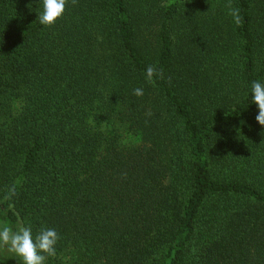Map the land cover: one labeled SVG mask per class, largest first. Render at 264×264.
<instances>
[{"label":"trees","instance_id":"trees-1","mask_svg":"<svg viewBox=\"0 0 264 264\" xmlns=\"http://www.w3.org/2000/svg\"><path fill=\"white\" fill-rule=\"evenodd\" d=\"M230 2L239 26L229 0H68L52 26L0 0V227L55 229L45 264H264V0Z\"/></svg>","mask_w":264,"mask_h":264},{"label":"clouds","instance_id":"clouds-1","mask_svg":"<svg viewBox=\"0 0 264 264\" xmlns=\"http://www.w3.org/2000/svg\"><path fill=\"white\" fill-rule=\"evenodd\" d=\"M68 0H43V11L38 19L40 24L52 26L60 19L65 11ZM73 4L76 0H71ZM230 15L234 18V22L239 26L242 23V17L239 9L229 4ZM146 76L150 83H154L153 77L159 76L164 78L163 70L157 69L149 65L146 69ZM170 79V78H169ZM133 94L137 96L143 95V89L136 88ZM251 101L256 104L259 111L256 115V121L264 126V83L253 81L251 84ZM151 114L150 112L148 113ZM10 195H15V188L9 189ZM59 239L55 229L46 228L33 239L30 226H20L18 230H13L9 226L0 227V248H6L14 252L21 258L22 264H45L48 256L55 255V244Z\"/></svg>","mask_w":264,"mask_h":264},{"label":"rangeland","instance_id":"rangeland-1","mask_svg":"<svg viewBox=\"0 0 264 264\" xmlns=\"http://www.w3.org/2000/svg\"><path fill=\"white\" fill-rule=\"evenodd\" d=\"M7 252H9L8 249H6V248H0V254H4V253H7Z\"/></svg>","mask_w":264,"mask_h":264}]
</instances>
